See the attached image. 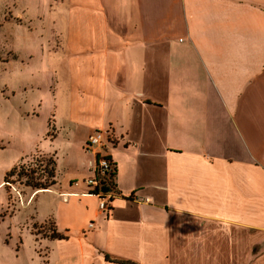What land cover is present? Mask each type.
I'll list each match as a JSON object with an SVG mask.
<instances>
[{
	"label": "crops",
	"instance_id": "obj_1",
	"mask_svg": "<svg viewBox=\"0 0 264 264\" xmlns=\"http://www.w3.org/2000/svg\"><path fill=\"white\" fill-rule=\"evenodd\" d=\"M59 1L28 80L52 118L56 182L29 193L62 235L47 264H264V0Z\"/></svg>",
	"mask_w": 264,
	"mask_h": 264
},
{
	"label": "rangeland",
	"instance_id": "obj_2",
	"mask_svg": "<svg viewBox=\"0 0 264 264\" xmlns=\"http://www.w3.org/2000/svg\"><path fill=\"white\" fill-rule=\"evenodd\" d=\"M59 2L0 0V264H47L45 241L52 239V222L34 221L39 199L33 201L29 193L55 179L48 175L53 158L44 154L54 146L36 135L46 122L47 134L52 133V118L45 119L43 108L35 118L38 108L28 107L33 83L28 80L46 71L51 13ZM57 174L64 177L63 171Z\"/></svg>",
	"mask_w": 264,
	"mask_h": 264
},
{
	"label": "built area",
	"instance_id": "obj_3",
	"mask_svg": "<svg viewBox=\"0 0 264 264\" xmlns=\"http://www.w3.org/2000/svg\"><path fill=\"white\" fill-rule=\"evenodd\" d=\"M103 141L104 133L100 130H96L88 135L86 148L88 151H91L94 147H103ZM114 170V165L107 156L96 154L94 173L84 179V183L88 187L86 193L94 194L98 197V208L101 211L107 209L109 199L115 194V192L110 189L112 185L111 181L108 180L110 173ZM103 186L106 187L107 190H99ZM133 199L138 201L141 200L137 197ZM142 200L147 201V198Z\"/></svg>",
	"mask_w": 264,
	"mask_h": 264
},
{
	"label": "trees",
	"instance_id": "obj_4",
	"mask_svg": "<svg viewBox=\"0 0 264 264\" xmlns=\"http://www.w3.org/2000/svg\"><path fill=\"white\" fill-rule=\"evenodd\" d=\"M15 168L13 167L8 173L7 175L13 174ZM48 175L50 177L55 176L54 174V166H51L50 172H48ZM115 175V170L110 173L108 180L112 181V179L114 178ZM55 183V179H51L50 182H45V183H38L36 184L34 187V189H46V188H50L53 184ZM53 235L51 236V238H56V237H61L62 235H59L58 233L55 232V230H52Z\"/></svg>",
	"mask_w": 264,
	"mask_h": 264
}]
</instances>
